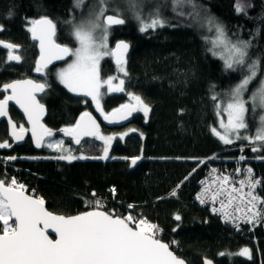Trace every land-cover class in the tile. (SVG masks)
I'll return each instance as SVG.
<instances>
[{
    "label": "trees",
    "instance_id": "obj_1",
    "mask_svg": "<svg viewBox=\"0 0 264 264\" xmlns=\"http://www.w3.org/2000/svg\"><path fill=\"white\" fill-rule=\"evenodd\" d=\"M142 2L146 16L158 10L169 24L141 33L131 14L125 13L127 22L112 29L108 43L112 48L116 41L124 40L130 46L126 57L128 76L121 74L126 88L123 93L105 95L102 106L109 111L129 103L127 93L133 92L150 106L148 116L135 112L127 125L130 127L127 135L113 140L110 158H96L103 149L101 140L92 137L77 144L61 131L73 126L82 112H94L92 101L70 93L53 73H48L43 76L47 87L38 94L47 110L44 127L50 129L54 137L63 138L71 154L87 158L68 161L58 159L59 156L50 157L51 151L37 147L27 136L20 144L0 149L4 162L0 161V178L9 182L14 178L23 183L28 193L42 198L48 210L54 213L74 215L95 208L99 200L100 209L106 212L121 217H146L158 226L157 237L169 243L187 264H203L205 258L213 264H264V223L255 225L252 230L244 225L235 232L194 199L197 181L210 167H233L241 155L245 157L241 163L264 178V159L257 158L264 156V148L253 152V145L248 141L224 145L211 132L212 127H218L219 120L212 95L219 93L221 99H225L223 94L242 76L238 72H226L222 60L206 51L211 45H206L201 37L211 38L212 33L198 25L185 26L192 21L173 12L172 0ZM195 2L206 10L201 11L202 17L218 18L233 39L251 41L249 63L259 58L262 67L249 85L247 99L264 78V0H245L251 6L247 16L236 14L235 0ZM98 4V0H84L77 8L74 0H0V25L4 29L0 31V40L20 45L19 54L23 57L18 64L7 63L6 49L0 47V84L21 77L42 81V74L34 71L38 48L27 31L29 20L47 16L56 24L55 40L72 48L76 40L70 35L72 25L66 22L87 20L92 15L88 12L90 7ZM107 8L106 13L124 12L126 0H109ZM191 10L187 8L186 12ZM115 75L117 66L111 56L104 57L101 77ZM249 108V130L244 134L254 135L260 126L262 109L253 111L251 105ZM9 112L15 123L23 122L13 107ZM116 129L120 128L101 130ZM5 139L7 127L1 123L0 140ZM242 146L243 152L240 151ZM140 154L142 160L131 168V158ZM10 156L17 159L8 160ZM29 156L36 158H27ZM199 160L205 163L198 164ZM185 177L189 178L185 181ZM181 181L184 182L177 189ZM173 190L175 196L170 195ZM257 195L264 198V184L258 188ZM128 204L133 207L129 208ZM176 214L181 217L179 221L175 219ZM173 241L177 244H172ZM245 247L251 251L250 258L219 255L222 252L235 254Z\"/></svg>",
    "mask_w": 264,
    "mask_h": 264
},
{
    "label": "snow or ice",
    "instance_id": "obj_2",
    "mask_svg": "<svg viewBox=\"0 0 264 264\" xmlns=\"http://www.w3.org/2000/svg\"><path fill=\"white\" fill-rule=\"evenodd\" d=\"M84 0H74V7H80ZM100 8L90 15L87 20L79 23L72 19L66 23L72 25L70 35L78 42L75 49L56 43V24L47 16L28 21L30 25L27 31L32 39L39 41V57L35 61L34 71L47 75L49 65L53 61L64 60L65 57H73L67 67L56 73L59 81L70 92L83 94L90 97L95 109L109 123H117L127 120L135 112H143L147 117L150 106L144 102L140 95L128 92L131 102L121 104L119 108L106 113L102 106L105 95L111 93H123L126 88V80L120 77L128 76L126 70L127 53L129 44L118 41L114 48L109 47V35L114 27L122 26L127 21L125 13L139 25L138 30L145 33L149 30L165 27L169 22L164 19L158 10L148 13L143 11L142 0H126L124 12L117 11L115 15H106L109 0H98ZM173 12L179 17L192 21L187 27L198 25L214 35L202 36L201 39L213 57L222 60L226 72H238L242 79L223 94L212 95L217 116L226 115L219 120V130L211 128V132L224 145H232L236 141H248L253 152L264 148V115L260 117V126L254 135L244 134L249 130L247 114L251 109H264V80L247 99L245 95L250 83L257 77L261 70L259 58L249 63L250 40L233 39L227 29L215 16H201L202 6L195 0H172ZM251 6L245 0H235V12L237 15L247 16ZM187 8L192 10L186 12ZM9 16L12 12L9 11ZM0 25V31H3ZM99 33V35H98ZM0 47L7 50V63H20L23 60L19 54L20 45L0 40ZM111 56L117 66V75L106 79L101 77V60ZM115 81H118L116 83ZM3 89L11 90V95L0 99V117L8 115V102L15 101L23 108L32 125V135L36 146L40 147L45 137L52 136V131L40 123L44 106L36 99L37 93H43L46 83H37L31 79L14 80L6 83ZM106 87L107 92L103 91ZM183 111V110H181ZM12 131L11 136L15 141L23 140L25 131L23 125L19 130L9 120ZM66 135L73 137L80 144L82 137H94L103 141V155L99 159H109V149L114 135H102L100 126L95 117L88 112H82L75 125L61 129ZM131 131H135L132 129ZM127 133L119 134L123 139ZM57 145L62 141H57ZM7 141L0 143V149L10 148ZM48 147H53L52 143ZM71 150L69 149V152ZM243 152V146L240 149ZM84 156L61 155L58 159L74 160L84 159ZM264 159V156L257 157ZM15 160L17 157H7ZM127 159V158H125ZM141 159L140 156L131 158V165H135ZM240 160L245 157L241 155ZM205 163L199 160L198 164ZM195 169H193V172ZM215 171V170H213ZM237 174H243V179L236 181L230 175L216 176L211 184L202 188L197 194V199L203 204L209 200L215 203L221 196H226L227 203L220 200L222 216L226 222H231L239 227V221L255 225L264 218V198L256 193V189L264 184V178H256L251 168H237ZM191 173H189V176ZM189 177H185L186 181ZM184 181L177 185L181 187ZM203 183V182H202ZM239 185L237 187L236 185ZM115 192V189H112ZM94 195V194H93ZM172 196L176 195L174 190ZM42 198L27 195L24 185H19L13 178L10 182L0 180V264H186V261L178 257L171 250L170 244L157 237L159 228L146 218L137 219L132 215L121 217L114 213L99 210L101 201L97 200L95 209L82 212L78 215H56L46 210ZM133 207V206H129ZM231 209V211H229ZM213 211H218L213 208ZM175 219H181L179 214ZM47 229H52L56 239H51ZM175 231V229H173ZM172 244H177L173 241ZM219 255H239L251 257V251L247 247L238 253H220ZM203 264H213L212 260L204 259Z\"/></svg>",
    "mask_w": 264,
    "mask_h": 264
},
{
    "label": "water",
    "instance_id": "obj_3",
    "mask_svg": "<svg viewBox=\"0 0 264 264\" xmlns=\"http://www.w3.org/2000/svg\"><path fill=\"white\" fill-rule=\"evenodd\" d=\"M106 15H115V14L106 13ZM49 19H50V18H49ZM53 23H54V22H53ZM30 35H31V33H30ZM31 38H32V36H31ZM35 41H36V43H37V48H38V55H37V58H38V57H39V54H40V53H39V41H37V40H35ZM118 41H121V40H118ZM118 41H116V42L114 43V45H113L112 48L115 47V45H116V43H117ZM122 41H124V40H122ZM125 42H126V41H125ZM56 43H58V42L56 41ZM58 44H61V43H58ZM61 45H64V44H61ZM129 50H130V46H129ZM129 50H128V52H129ZM37 58H36V59H37ZM67 58H68V57H65L64 60L53 61L52 64L49 65V68L52 67V66H55V65H58V64L64 62ZM111 58H112V57H111ZM112 61H113V63L116 65L114 58H112ZM12 63H13V64H18V63H15V62H12ZM25 79H31V80H34V79L30 78V77L19 78V79L17 78V79H14V80H25ZM14 80L9 81L8 83H11V82L14 81ZM34 81L37 82V83H41V82L36 81V80H34ZM6 94H7V95H11V90L8 89V90L6 91ZM38 94H39V93L36 94V99L39 101V99H38ZM0 99H3V98H0ZM39 103L42 104L40 101H39ZM123 104H125V103H123ZM42 105L44 106V111H43V114L40 116V123L44 125V120H45V118H46L47 110H46L45 105H44V104H42ZM10 106H12L15 110H17V111L19 112V114H20V115L22 116V118H23L24 125H25V127L27 128V132L24 131V133H23V137L25 138L26 134L28 133V134L30 135V137H31V139H32V141H33V143H34V145H36V141H35V139L33 138V135H32V130H31V129H32V125L29 123V121H28V117H27V115L25 114L23 108H21L20 105L16 104L15 101H9V102H8V115H7V116H4V117H0V122L4 121V122L6 123V125H7V128H8V139H9L11 142H14V143H19V142L22 141V140H20V141H15V140L12 138V136H11L12 128H11V125L9 124V120H11L12 124L16 125V129H17V130H19V128H18L17 123L14 122V120L12 119V117H11V115H10V112H9V108H10ZM93 106H94V108H95V105H94V104H93ZM119 106H120V105H119ZM119 106H117L116 108H119ZM114 109H115V108H114ZM112 110H113V109H112ZM112 110L105 111V112H106V113H109V112H111ZM88 112H90V113L93 115V117H95L97 123H98L99 126H100V130H101L102 128L113 129V128H122V127H125V126H127V125L130 123L131 118H132V116H130L127 120H122V121H119V122H117V123H109L108 121H105L104 118L100 115V113L97 112L96 110H95L94 112H93V111H88ZM133 114H134V113H133ZM133 114H132V115H133ZM79 118H80V116L77 118V120H78ZM77 120H76V121H77ZM75 123H76V122H75ZM74 125H75V124H74ZM24 138H23V139H24ZM86 138H92V137H82L81 140H82V139H86ZM139 156L141 157V159H139L135 165H131V161H130V167H131V168H134V167H135V166H136V165L142 160L143 155L140 154ZM25 193H26L27 195H31V196L36 197L35 195L28 193L26 190H25ZM44 206H45V208H46L47 211L51 212L50 210H48V208L46 207V205H44ZM94 209H95V208H93V209H89V210H85V211H82V212L91 211V210H94ZM99 210H102V209H99ZM102 211H104V210H102ZM82 212H80V213H82ZM51 213L56 214V215H63V214H58V213H54V212H51ZM80 213H77V214H74V215H78V214H80ZM63 216H72V215H63ZM47 233H48V235L50 236L51 239H56V235H55V233L52 231V229H47ZM163 242H164V241H163ZM165 243H166V242H165ZM171 250H172V249H171ZM172 251H173V250H172ZM174 253H175V252H174ZM175 254H176V253H175ZM178 257H179V256H178ZM186 264H187V263H186Z\"/></svg>",
    "mask_w": 264,
    "mask_h": 264
},
{
    "label": "built area",
    "instance_id": "obj_4",
    "mask_svg": "<svg viewBox=\"0 0 264 264\" xmlns=\"http://www.w3.org/2000/svg\"><path fill=\"white\" fill-rule=\"evenodd\" d=\"M241 161H242V160L239 159V162H237L236 165L233 166V167H230V166H219V165H218V166L214 165V166L210 167V168L206 171L205 176H204L203 178H201L200 180L197 181L198 190L196 191L195 196H194V197H195L194 199H195V200H196L201 206L206 207V208L209 210V212H210L212 215L216 216V217L220 220V222H221L223 225L228 226L231 230H233V231H235V232H239V231L242 229V226H244V225L249 226L248 228L252 230V229L254 228L255 225L260 224V223H264V218H262L261 222L256 223L255 225H253V224H251V223H245L244 221L241 220V221H239V227H237L236 225H234V224L231 223V222H226V219L222 216L221 211H219V210L221 209V203H220V200H224L225 203H227L226 196H221L220 198H218V200H217L215 203H213L212 201L209 200L208 202L203 203V204H202V203H201L196 197H197V194H198V193H201L202 188H204V187L208 186L209 184H211L212 180H213L216 176L230 175V176H232L236 181H238V180H240V179H243V174H242V173H241V174H237V173L235 172V169H237L238 167H239V168H244V169L249 168V167L246 166V165H243V164L241 163ZM213 170H215V171H213ZM253 175H254L256 178H259V177L257 176V174H256L254 171H253ZM202 182H203V183H202ZM236 186L239 187L238 184H237ZM259 187H260V186L257 187V189H256V193H257V190H258ZM173 191H174V190H173ZM173 191H172V192H173ZM172 192H170V195H171ZM171 196H172V195H171ZM130 205L132 206V204H128V207H129ZM129 208H132V207H129ZM213 208L217 209L218 211H213ZM229 211H231V209H229ZM133 217L137 218L135 215H134ZM141 218H146V217H140V218H137V219H141ZM247 231L249 232V230H247ZM254 240H255V239H254ZM174 247H175V246H174Z\"/></svg>",
    "mask_w": 264,
    "mask_h": 264
},
{
    "label": "rangeland",
    "instance_id": "obj_5",
    "mask_svg": "<svg viewBox=\"0 0 264 264\" xmlns=\"http://www.w3.org/2000/svg\"><path fill=\"white\" fill-rule=\"evenodd\" d=\"M99 8H100V4H98V5H95V7H93V6H91L90 7V9L88 10V12L89 13H92V14H94L95 12H97L98 10H99ZM99 35V34H98ZM214 35V33H212V35H211V37ZM76 47H78V42L76 41V45H75V47H72L73 49H75ZM72 59H73V57H71V56H69L64 62H62V63H60V64H58V65H55L54 67H52L51 69H49V72L48 73H53L54 75H55V77L57 78V75H56V73L58 72V70H60V69H62V68H65V67H67V65L69 64V63H71L72 62ZM40 74H42V73H40ZM122 74V73H121ZM121 74H120V76H121ZM57 80L59 81V79L57 78ZM262 80H264V78L262 79ZM240 81V80H239ZM238 81V82H239ZM237 82V83H238ZM59 83L64 87V88H66L60 81H59ZM236 83V84H237ZM235 85V84H234ZM233 85V86H234ZM232 86V87H233ZM0 90H4L3 88H2V84L0 85ZM67 90H68V88H66ZM69 91V90H68ZM103 91H105V92H107V89L106 88H104L103 89ZM70 92V91H69ZM70 93H73V92H70ZM73 94H76V95H80V96H84L83 94H77V93H73ZM85 98H88V99H90L91 100V98L90 97H86V96H84ZM261 115H264V109H262V114ZM261 115H260V117H261ZM219 117V120L222 118V119H224L225 120V122H227V116L226 115H222V116H218ZM219 120H218V127H217V129L219 130ZM130 130V127L128 126H126V127H122V128H120V129H116V130H110V131H102V130H100V133L102 134V135H114L116 138L117 137H119V134H121V133H127L128 131ZM256 132V131H255ZM65 134V133H64ZM66 135V134H65ZM67 136H70V135H67ZM70 137H72V136H70ZM73 138V137H72ZM57 141H62V144H60V145H57L56 144V142ZM75 141V140H74ZM102 141V140H101ZM2 142H4V141H2ZM2 142H0V143H2ZM103 142V141H102ZM49 143H52L53 144V147H48V144ZM112 143H113V141H112ZM65 143H64V140H63V138H60V137H54L53 135L52 136H50V137H45L44 138V140H43V142H42V144H41V146L42 147H44V148H46V149H48L49 151H51L52 152V154H51V156L50 157H53V158H55V157H58V156H61V155H73V154H71L70 152H69V149L64 145ZM110 150V149H109ZM103 155V149H102V152L100 153V155H98L97 157H100V156H102ZM74 156V155H73ZM27 158H30V159H34V158H36V157H33V156H29V157H27ZM0 161L1 162H3V159L2 158H0ZM68 161H71V160H68ZM4 163V162H3ZM18 184L19 185H24L23 183H20V182H18ZM26 189V186L24 185V190ZM133 206V205H132Z\"/></svg>",
    "mask_w": 264,
    "mask_h": 264
},
{
    "label": "flooded vegetation",
    "instance_id": "obj_6",
    "mask_svg": "<svg viewBox=\"0 0 264 264\" xmlns=\"http://www.w3.org/2000/svg\"><path fill=\"white\" fill-rule=\"evenodd\" d=\"M20 50V49H19ZM7 50H6V56H7ZM11 64H13V63H11ZM52 67H54V66H52ZM52 67H50L49 69H51ZM43 76H45L44 74H42V82L44 83V80H43ZM116 76V75H115ZM121 77V76H120ZM116 83H118V81H115ZM4 84H6V83H3L2 84V86L4 85ZM1 85V84H0ZM1 88V87H0ZM3 88V87H2ZM106 88V87H105ZM2 91V95L0 96V98H4V96H6L7 94H6V91L5 90H1ZM10 107H12V106H10ZM10 109V108H9ZM95 108H93V110H94ZM96 110V109H95ZM94 110V111H95ZM1 123H4L5 125H6V123L4 122V121H2V122H0V124ZM17 125H18V128H20V126L21 125H23V127H24V129H25V131L27 132V128L25 127V125H24V123L23 122H20V123H17ZM6 127H7V125H6ZM27 136H30L28 133L26 134V136H25V138L27 137ZM25 138L21 141V142H23L24 140H25ZM2 141H7L9 144H20L21 142H19V143H14V142H11L9 139H8V128H7V139H5V140H0V142H2ZM0 180H3L2 178H0Z\"/></svg>",
    "mask_w": 264,
    "mask_h": 264
},
{
    "label": "bare ground",
    "instance_id": "obj_7",
    "mask_svg": "<svg viewBox=\"0 0 264 264\" xmlns=\"http://www.w3.org/2000/svg\"><path fill=\"white\" fill-rule=\"evenodd\" d=\"M113 62V61H112ZM21 78H26V77H21ZM30 78H32V77H30ZM19 79V78H18ZM32 79H34V78H32ZM34 80H36V79H34ZM11 81V80H10ZM36 81H38V80H36ZM9 82V81H8ZM8 82H6V83H8ZM39 82H41V83H43L42 81H39Z\"/></svg>",
    "mask_w": 264,
    "mask_h": 264
}]
</instances>
